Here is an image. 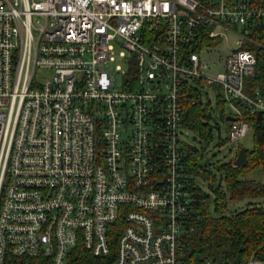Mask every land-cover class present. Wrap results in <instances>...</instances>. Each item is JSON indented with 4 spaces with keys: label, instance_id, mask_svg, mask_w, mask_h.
Instances as JSON below:
<instances>
[{
    "label": "built area",
    "instance_id": "1",
    "mask_svg": "<svg viewBox=\"0 0 264 264\" xmlns=\"http://www.w3.org/2000/svg\"><path fill=\"white\" fill-rule=\"evenodd\" d=\"M257 51L264 0H0V264H179L183 106L219 86L245 138Z\"/></svg>",
    "mask_w": 264,
    "mask_h": 264
},
{
    "label": "trees",
    "instance_id": "2",
    "mask_svg": "<svg viewBox=\"0 0 264 264\" xmlns=\"http://www.w3.org/2000/svg\"><path fill=\"white\" fill-rule=\"evenodd\" d=\"M219 42L204 39L196 47L217 46ZM256 56L254 76L247 82L264 96V52L257 51ZM128 74L135 76L134 65H130ZM212 88L228 132L227 118L231 113H225L227 105L221 97L220 87ZM186 92L190 97L197 96L193 88ZM239 109L241 117L236 119L248 123L253 140L252 148L246 151L247 163L242 167L234 166V161L214 165L207 158L206 149L213 141V130H218L217 122L214 126L211 124L213 117L209 103L197 99L193 104L183 106V131L199 135L205 146L198 148L183 141V165L191 201L177 250L179 264H246L251 257L256 261L264 260V116L250 114L241 106ZM221 145L219 142L217 147ZM252 173L255 175L250 176ZM198 181L206 182L215 195L213 211L210 210V195ZM238 202H246L245 208L229 212L228 205ZM7 264H22V261L8 257Z\"/></svg>",
    "mask_w": 264,
    "mask_h": 264
},
{
    "label": "rangeland",
    "instance_id": "3",
    "mask_svg": "<svg viewBox=\"0 0 264 264\" xmlns=\"http://www.w3.org/2000/svg\"><path fill=\"white\" fill-rule=\"evenodd\" d=\"M116 43H114V46ZM223 47L222 44L218 45L216 47V53L221 50ZM115 61L111 63L108 66V70L111 72H114V69L116 67H120L121 69H127V66L123 61L117 60L118 52L119 50L123 51V49L118 50V48H115ZM217 57V56H216ZM52 73L49 71H43V70H37L35 72V80L43 83L45 80L49 79L51 77ZM117 81L118 83L120 82V75H117ZM201 102L206 104L209 103L210 107L212 108V117L213 121L211 124L214 126V124H218V130L214 128L213 130V141L207 146L206 149V155L209 161L216 165L217 163H226L230 161H234L237 151L240 148H245L247 150H250L253 146V140H252V130L250 129L249 132L247 133L246 137L235 141V142H230L228 140V132L221 120L220 112L217 108V103H216V93L213 90L212 87H205L201 91ZM227 105V104H226ZM225 113L230 114L231 109L227 105L225 107ZM183 133V140L187 143L190 144L191 146L195 147H201L205 146V142L199 135L192 133L191 131H182ZM221 142L222 145L220 147H217L218 143ZM255 175L252 173L250 176ZM198 185L210 195V210L213 211L214 209V200H215V195L213 194L212 191L209 190L208 185L206 182L203 181H198ZM246 202H238L235 204H229L228 205V211H239L243 208H245Z\"/></svg>",
    "mask_w": 264,
    "mask_h": 264
},
{
    "label": "water",
    "instance_id": "4",
    "mask_svg": "<svg viewBox=\"0 0 264 264\" xmlns=\"http://www.w3.org/2000/svg\"><path fill=\"white\" fill-rule=\"evenodd\" d=\"M227 120L228 121H233L234 119L232 117H228ZM246 151H247V149H245V148H240L239 149V151L237 153V156L235 157V160L233 162L234 166L242 167V166L246 165V163H247Z\"/></svg>",
    "mask_w": 264,
    "mask_h": 264
}]
</instances>
